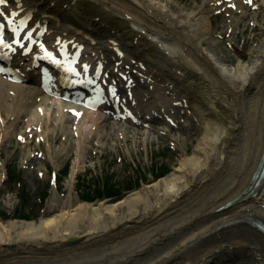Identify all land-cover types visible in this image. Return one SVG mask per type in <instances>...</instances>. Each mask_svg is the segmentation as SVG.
<instances>
[{
    "label": "bare ground",
    "instance_id": "obj_1",
    "mask_svg": "<svg viewBox=\"0 0 264 264\" xmlns=\"http://www.w3.org/2000/svg\"><path fill=\"white\" fill-rule=\"evenodd\" d=\"M151 1L15 0L14 4L12 3L11 13L24 10L33 18V24L48 23L49 29L56 26L63 36L68 38L66 34L69 33L76 37L75 46L70 42L69 53H72L75 47L78 48L79 59L77 62H70L69 68L66 66L63 69V75L76 69L80 62L87 64L90 74L98 64L104 71L109 69L105 72L107 80L95 82L91 86V94L85 95L90 96L92 100H109V106L112 105L118 112L113 108V112L100 107L90 111L82 109V116L78 120L73 119V129L77 133V151L72 160L70 175L74 176L87 165V157L80 142L82 136L91 133L92 122L95 124L94 129H98L99 119L95 118L92 111L96 112L98 117L102 115V110L107 111L113 120L120 118L116 113H122L124 116L120 126L132 129L130 132L134 134L139 132L142 135L138 129L127 123L130 122V117L126 110L139 120L138 115L142 110L149 117L155 110L170 107L169 102L172 99L161 94L163 86L175 83V80L182 76L185 78V71L187 76L192 73L196 79L205 81L203 94L198 93L201 91V84L196 85L194 78L189 76L188 81L183 79L185 81L181 82L187 93L182 90L179 95L176 93L175 99L184 100L185 106L192 105L203 121L204 131L191 153L183 155L171 172L157 180L142 183L141 187L128 191L121 198L108 200L110 202L106 199L89 202L75 197L71 204L68 197L66 205L61 206L57 212L42 215L37 220H0V264H117L128 259L131 264H157L169 255H175L173 264H208L210 261V264H236L238 260L248 264H264V254L255 253L253 260L238 259L239 253L235 247L238 240L228 238L225 242L218 238L232 227L236 219L245 218L249 214L264 218V188L255 189L258 192L256 200L241 204L223 215L214 213L222 202L250 182L264 152V147L261 148L264 130L263 82L257 81L261 83L262 91L255 96L250 108L247 109L248 104L242 106L245 116L247 110H251V129L258 131L251 138L244 135L237 138L236 129L240 124L236 117L227 114L228 110L222 103H228L226 92L239 94L241 91L235 90L229 83L244 91L254 84L257 74L264 67V42L250 53L251 64L247 65L244 60L238 59L233 65L234 71L231 72L232 66L219 60L221 57L204 46L211 39L210 36L205 37L210 34V28L208 19L199 6L190 12L185 11V17L182 13L164 12L159 8L153 10ZM234 1L238 3L239 10L247 6L249 11L261 8L259 1L251 0L252 3L248 5H244L243 0ZM232 2L233 0L222 1L226 11H232L227 6ZM163 8H166L165 5ZM217 8L218 5L212 7V10ZM256 13L248 12L247 16L252 19ZM0 14L5 15L3 11ZM213 39L215 38L212 37ZM84 43L92 45L91 52L84 53ZM82 44L84 48H81ZM88 50L89 47L86 48V51ZM148 56L149 58H146ZM157 56L163 59V65H158ZM19 67L26 73L22 78L26 79L28 75L34 77L32 83L36 85L38 95L41 92L40 87L44 88L40 77H48L40 73V68H36L34 64ZM26 69L31 72H26ZM161 70L165 72L162 77ZM41 71L50 75L49 67ZM224 72L226 77L224 74L221 76ZM134 73L146 78L149 83L153 81L156 84L153 94L159 97L151 99L148 105L141 103L143 98L141 102L135 99V105L127 98L128 91L133 93L138 89V86L134 85L137 82ZM49 78L51 89L47 87L48 92L66 95L65 91H58L56 88L72 92V88L66 86L70 82L59 80L56 75ZM260 79L264 80V74ZM126 83L130 85L125 87ZM217 85L222 86L223 90L214 91ZM24 87L27 86L0 75V107L6 115L9 111L17 112L16 103L19 102ZM109 87L114 88L110 91ZM191 88L193 90H190ZM217 96H221L222 101H215ZM43 97L37 104H46ZM6 102L10 104V109L7 108ZM51 105L56 106V112L60 116L63 114V103L60 100H52ZM65 106L71 104L65 103ZM28 109L32 111L35 122L40 119V113L35 107L28 106ZM65 114L69 116L68 113ZM6 131L8 130L5 129L3 136L12 132L5 133ZM142 132L145 134L147 131ZM253 153L255 159L252 164H248V159ZM226 162L239 163L240 169L234 168L233 175L229 178L226 176L228 180L221 186L219 180L224 178L227 172ZM47 204L54 205L50 200H47ZM201 216L203 218H200ZM182 226H186L185 230L179 231L174 240L164 241L166 234H173ZM207 232H210L211 240L212 237L215 240L187 252L191 244ZM73 237L74 240L71 239ZM156 241H163V245L152 248L151 252H146L143 256L140 254L145 246L156 244ZM245 242H239L241 247H244ZM248 244L255 245L251 241ZM119 246H125V249L115 253ZM224 252L231 254V258H223ZM135 255L138 257L135 258ZM103 256L108 260L103 262Z\"/></svg>",
    "mask_w": 264,
    "mask_h": 264
},
{
    "label": "rangeland",
    "instance_id": "obj_2",
    "mask_svg": "<svg viewBox=\"0 0 264 264\" xmlns=\"http://www.w3.org/2000/svg\"><path fill=\"white\" fill-rule=\"evenodd\" d=\"M255 1L261 4V8L256 11H249V6L241 10L237 8L226 11L223 5L216 11L212 10L217 0H152L151 6L153 10L162 9L164 12L182 13L185 17L187 16L185 11L190 12L191 9L199 6L205 13L210 28V34L205 37L210 36L211 39L204 46L221 57L227 65L232 66L230 71L233 72L235 69L233 65L238 59L244 60L247 65L251 64L250 52L264 42V0ZM163 5L166 8H163ZM248 12L257 13L251 19L247 16ZM212 37L215 39L212 40ZM159 60L162 61V59ZM262 74H264V67L257 74L254 84L249 89L242 90L243 94L235 95V92H232L236 98L233 101L230 100L232 104L222 102L228 110L227 114L236 117L240 124L236 129L237 138L241 135L251 138L258 132L251 129L249 118L251 110H247L245 116L242 106L248 104L247 109L250 108L255 96L261 93V83L264 84V80L260 79ZM191 76L197 82L196 85L201 84L199 85L201 91L198 93L203 94L205 81L196 79L193 74ZM179 88L187 93L182 85H179ZM34 90L36 88L31 84L29 87H24L21 95L23 97H19V102L24 105V108L14 118H11L9 112L3 115L4 110L0 108L3 118L0 121V176L3 175L2 177L5 178L0 183V220L2 221L15 218V215L21 212L29 214L31 219L36 220L42 215L57 212L61 206L66 205L68 197L71 199L69 202L73 204L75 197L83 193L88 192V195L94 196L95 188L102 191V195L96 200L118 199L126 195L125 193L129 190L141 187L142 183L157 180L171 172L183 155L191 153L204 131L200 115L192 107H183L177 102L172 103L168 113L172 122H164V118L159 116L150 129L136 128L142 135L139 132L135 134L130 132L132 131L130 128H122L118 122L106 120L103 117L98 118V129L91 127V133L82 136V142H80L83 153L87 157V165L72 176L70 169L77 151L75 147L77 135L75 136L76 130H72L71 117L65 115L63 111L60 116L56 112V106L51 105L52 100L57 101V99L44 98L46 104H41L43 113L39 119L42 128L40 132L34 129L26 132L24 134L26 140L22 142L15 138V133L13 134V132L24 130L28 122L33 119L32 111L25 103L35 100V96L36 100L37 97H41L34 93ZM219 90L223 88L217 85L214 91ZM214 99L217 102L222 101L221 96ZM8 105L9 103L6 102L7 107ZM2 126L8 130L5 133L10 129L12 132L2 137ZM142 131L147 132L143 134ZM34 132L41 136L31 137ZM254 159L255 153L250 155L248 164H252ZM234 168L239 170L240 164L226 162L225 171L227 172H224V178L219 180L221 186L228 180L226 176L229 178L233 175ZM52 172H55L57 176L54 181L50 180ZM6 173L7 177L13 176L11 182L6 179ZM113 189L117 191L114 192ZM108 190L110 192H107ZM105 192L112 196L108 197ZM47 200L52 201L54 205L47 204ZM254 242L258 243L259 240L254 239ZM124 249L125 246H119L115 253H120ZM261 249L264 251V247ZM101 258L103 262L108 260L105 256ZM117 264H126V261L117 262Z\"/></svg>",
    "mask_w": 264,
    "mask_h": 264
},
{
    "label": "water",
    "instance_id": "obj_3",
    "mask_svg": "<svg viewBox=\"0 0 264 264\" xmlns=\"http://www.w3.org/2000/svg\"><path fill=\"white\" fill-rule=\"evenodd\" d=\"M264 179V155L263 158L261 160L260 165L258 166V169L256 170V172L254 173L252 180H251V184L248 186V188H246L237 198L232 199L231 201L227 202L225 205L220 206L216 209L217 212H220L224 207L235 203L237 199L241 198L243 196L244 193H254V190L262 183ZM74 240V238H72Z\"/></svg>",
    "mask_w": 264,
    "mask_h": 264
},
{
    "label": "trees",
    "instance_id": "obj_4",
    "mask_svg": "<svg viewBox=\"0 0 264 264\" xmlns=\"http://www.w3.org/2000/svg\"><path fill=\"white\" fill-rule=\"evenodd\" d=\"M87 197V196H86ZM19 216H25V217H28V215H26L25 213H20Z\"/></svg>",
    "mask_w": 264,
    "mask_h": 264
}]
</instances>
